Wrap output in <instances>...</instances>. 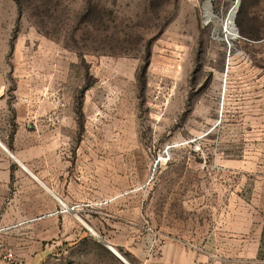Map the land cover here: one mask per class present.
<instances>
[{
  "label": "rangeland",
  "instance_id": "rangeland-1",
  "mask_svg": "<svg viewBox=\"0 0 264 264\" xmlns=\"http://www.w3.org/2000/svg\"><path fill=\"white\" fill-rule=\"evenodd\" d=\"M207 2L0 0V94L56 100L72 156L42 264L264 263V0Z\"/></svg>",
  "mask_w": 264,
  "mask_h": 264
},
{
  "label": "crops",
  "instance_id": "crops-1",
  "mask_svg": "<svg viewBox=\"0 0 264 264\" xmlns=\"http://www.w3.org/2000/svg\"><path fill=\"white\" fill-rule=\"evenodd\" d=\"M56 104L55 100L53 110L48 111L45 99L33 102L21 97L15 101L0 94V242L11 245L14 232H22L23 236L15 240L16 244L28 248L15 254L19 259L17 262L2 260L0 264H42L44 251L33 253L32 248L43 243L47 225L58 222L62 214L65 194L60 180L70 175L73 169L72 156L60 149L63 142L58 136L64 133L63 117ZM70 180L69 198L72 199ZM116 252L113 253L115 256L126 261ZM170 264L264 263L256 258L255 253L240 258L220 253L193 254L182 249L170 253Z\"/></svg>",
  "mask_w": 264,
  "mask_h": 264
},
{
  "label": "bare ground",
  "instance_id": "bare-ground-1",
  "mask_svg": "<svg viewBox=\"0 0 264 264\" xmlns=\"http://www.w3.org/2000/svg\"><path fill=\"white\" fill-rule=\"evenodd\" d=\"M207 13L210 16L211 13V6L209 3V0L207 2ZM237 14V8L235 7L229 14L228 16V21L226 23V33L228 34V36H231L232 38H235L238 34L236 31V26H235V17ZM227 36V35H226ZM116 252V251H115ZM117 253V252H116Z\"/></svg>",
  "mask_w": 264,
  "mask_h": 264
},
{
  "label": "water",
  "instance_id": "water-1",
  "mask_svg": "<svg viewBox=\"0 0 264 264\" xmlns=\"http://www.w3.org/2000/svg\"><path fill=\"white\" fill-rule=\"evenodd\" d=\"M209 3H210V6H211V8H212L211 0H209ZM238 6H239V4H237V6H236L237 11H238ZM236 31H237V34H238V35H237L235 38H232V39L240 38L239 31H238L237 28H236ZM229 47H230V46H229ZM108 248L113 252L112 248H111L109 245H108ZM113 253H115V252H113ZM118 257H119V256H118ZM120 259H122V258L120 257ZM122 261H124V260L122 259ZM124 263L128 264L126 261H124Z\"/></svg>",
  "mask_w": 264,
  "mask_h": 264
},
{
  "label": "built area",
  "instance_id": "built-area-1",
  "mask_svg": "<svg viewBox=\"0 0 264 264\" xmlns=\"http://www.w3.org/2000/svg\"><path fill=\"white\" fill-rule=\"evenodd\" d=\"M3 260L12 261L13 260V255L12 254H7V255L4 256Z\"/></svg>",
  "mask_w": 264,
  "mask_h": 264
}]
</instances>
